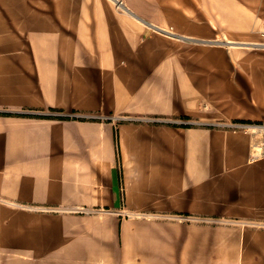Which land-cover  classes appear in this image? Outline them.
<instances>
[{
	"label": "crops",
	"instance_id": "obj_1",
	"mask_svg": "<svg viewBox=\"0 0 264 264\" xmlns=\"http://www.w3.org/2000/svg\"><path fill=\"white\" fill-rule=\"evenodd\" d=\"M263 28L264 0H0V264H264V156L216 125L264 122Z\"/></svg>",
	"mask_w": 264,
	"mask_h": 264
},
{
	"label": "built area",
	"instance_id": "obj_2",
	"mask_svg": "<svg viewBox=\"0 0 264 264\" xmlns=\"http://www.w3.org/2000/svg\"><path fill=\"white\" fill-rule=\"evenodd\" d=\"M59 113V112H58ZM71 117H78V114L75 112L67 114ZM113 119L118 121H126V120H138V118H130L129 116H113L107 117L106 119ZM151 121V119H149ZM152 121H160L158 119H152ZM177 122L179 124H192L196 123V121L182 118L178 119ZM216 125H220L223 128H230L234 130H241L246 134L252 136V150L254 152V157L264 156V122H250V121H240V120H232V121H219Z\"/></svg>",
	"mask_w": 264,
	"mask_h": 264
},
{
	"label": "bare ground",
	"instance_id": "obj_3",
	"mask_svg": "<svg viewBox=\"0 0 264 264\" xmlns=\"http://www.w3.org/2000/svg\"><path fill=\"white\" fill-rule=\"evenodd\" d=\"M119 1H120V0H119ZM262 31L264 32V28L262 29ZM228 42L231 43V44H234L233 41H231V40H228ZM242 43H243V42H242ZM262 43H263V42L258 43V42H255V41H254L253 43H250V44H251V46H253L254 44H257V45H263L264 43H263V44H262ZM237 44H240V43H237ZM235 45H236V44H235ZM257 45H256V46H257ZM247 46H249V45H247Z\"/></svg>",
	"mask_w": 264,
	"mask_h": 264
},
{
	"label": "rangeland",
	"instance_id": "obj_4",
	"mask_svg": "<svg viewBox=\"0 0 264 264\" xmlns=\"http://www.w3.org/2000/svg\"><path fill=\"white\" fill-rule=\"evenodd\" d=\"M258 43H261V42H258ZM263 43H264V42H263ZM263 43H262V44H263ZM244 45H245V44H244ZM256 45H257V44H254L252 47L255 46L256 48L264 49V44H263V45H257V46H256Z\"/></svg>",
	"mask_w": 264,
	"mask_h": 264
}]
</instances>
